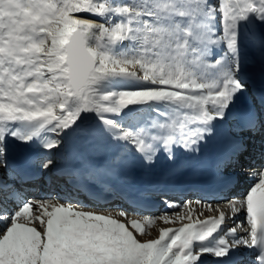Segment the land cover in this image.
Segmentation results:
<instances>
[{
  "label": "snow or ice",
  "instance_id": "snow-or-ice-1",
  "mask_svg": "<svg viewBox=\"0 0 264 264\" xmlns=\"http://www.w3.org/2000/svg\"><path fill=\"white\" fill-rule=\"evenodd\" d=\"M249 52L264 77V0H0V264H264V167L243 199L196 201L204 219L190 201L136 219L24 192L40 150L78 190H111L130 155L172 160L218 136L217 167L238 165L245 137L264 146V96L237 105ZM241 211L246 226L225 227ZM157 220L181 226L143 238Z\"/></svg>",
  "mask_w": 264,
  "mask_h": 264
},
{
  "label": "bare ground",
  "instance_id": "bare-ground-1",
  "mask_svg": "<svg viewBox=\"0 0 264 264\" xmlns=\"http://www.w3.org/2000/svg\"><path fill=\"white\" fill-rule=\"evenodd\" d=\"M246 56H247V62L244 65V69L249 70V71L252 70L255 77H257L259 79H264V77H262V75H261L258 57H254V55L251 52L246 53ZM110 147L111 146H109L107 149V152H109V153L115 150V149H111ZM166 157H167V154L164 153L163 151H161L157 154L156 158L152 162L149 163L147 161L141 160L135 154L130 155V156H128V158L125 161V163L127 164L125 171H127V173L129 172L130 174H132L133 173L132 171L135 169L134 167H138L141 170L157 169L159 166H164L163 165L164 159H166ZM134 176L136 178H139L137 175H134ZM136 180H138V179H135V181ZM196 205L197 204L193 201L191 207L194 208ZM114 208L115 207H110L109 209H104V210H101L99 212H105V213L113 212V213H115L117 210ZM197 208H198V206H197ZM176 209H178V208H176ZM184 210H186V209H184ZM126 213H128V215L132 218L140 219V217H142V216H140L141 214H139V213H132V214L129 212H126ZM198 216H199V214L194 215V213H193V219H196ZM154 217H159V216L155 215ZM117 218L124 220V218H122V217L117 216ZM183 222L187 223L189 221L187 219H185ZM179 226H181L180 222H177L176 224H172V223L165 224V223H163V221L157 220V224L154 227H152V229H151V234L153 235V237H156L159 234V232H158L159 228H163V227L175 228V227H179ZM148 231L150 232L149 229H148ZM150 237H152V236H150ZM143 238H148V236L143 237Z\"/></svg>",
  "mask_w": 264,
  "mask_h": 264
},
{
  "label": "rangeland",
  "instance_id": "rangeland-1",
  "mask_svg": "<svg viewBox=\"0 0 264 264\" xmlns=\"http://www.w3.org/2000/svg\"><path fill=\"white\" fill-rule=\"evenodd\" d=\"M188 201H190V202H193L194 200H188ZM188 201H185V202H188ZM185 202H183L180 206L181 207H179L177 210H174V211H171V212H160V213H158V214H154V215H147V216H160V215H163V214H165V213H167V214H169V215H171V214H173V213H175V212H181V211H183L185 214L187 213V209L186 210H184L183 209V205L185 204ZM194 202H196V200L194 201ZM201 202V204H211L210 202L208 203V202H202V201H200ZM197 206H198V208H197ZM114 209H116V210H124V209H122V208H114ZM195 211L193 212L194 213V215H198L201 211H203V214L204 213H206L207 212V210L206 209H202L201 207H200V205H196L194 208H193ZM125 211V210H124ZM147 216H143V218L144 217H147ZM140 219H142L141 217H140ZM151 229L152 228H149V230H150V233H151ZM150 236H152V237H150ZM150 236H148V238H145V239H150V238H156V237H158V236H156V237H153V235L151 234ZM150 237V238H149Z\"/></svg>",
  "mask_w": 264,
  "mask_h": 264
},
{
  "label": "water",
  "instance_id": "water-1",
  "mask_svg": "<svg viewBox=\"0 0 264 264\" xmlns=\"http://www.w3.org/2000/svg\"><path fill=\"white\" fill-rule=\"evenodd\" d=\"M81 15H87V14H81ZM90 19H94V20H98L99 18L98 17H89Z\"/></svg>",
  "mask_w": 264,
  "mask_h": 264
}]
</instances>
